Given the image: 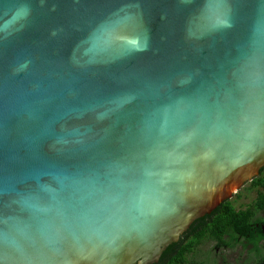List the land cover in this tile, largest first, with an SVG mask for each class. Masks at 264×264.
Masks as SVG:
<instances>
[{"label": "water", "instance_id": "1", "mask_svg": "<svg viewBox=\"0 0 264 264\" xmlns=\"http://www.w3.org/2000/svg\"><path fill=\"white\" fill-rule=\"evenodd\" d=\"M264 167V0H0V264H155Z\"/></svg>", "mask_w": 264, "mask_h": 264}, {"label": "trees", "instance_id": "2", "mask_svg": "<svg viewBox=\"0 0 264 264\" xmlns=\"http://www.w3.org/2000/svg\"><path fill=\"white\" fill-rule=\"evenodd\" d=\"M255 191L254 199L245 207L236 208L233 198L222 202L211 213L196 219L169 245L155 264H193L201 246L212 244L214 250L246 249L264 264V167L248 183ZM239 192L234 197H239Z\"/></svg>", "mask_w": 264, "mask_h": 264}, {"label": "rangeland", "instance_id": "3", "mask_svg": "<svg viewBox=\"0 0 264 264\" xmlns=\"http://www.w3.org/2000/svg\"><path fill=\"white\" fill-rule=\"evenodd\" d=\"M239 197L232 196L236 208L247 206L255 197L256 193L249 190L248 183L244 184L239 189ZM261 254L264 257V251L261 249ZM193 264H259L257 257L249 253L248 250L237 246L231 250H214L212 244L201 246L198 253L193 259H190ZM190 264V263H188Z\"/></svg>", "mask_w": 264, "mask_h": 264}]
</instances>
